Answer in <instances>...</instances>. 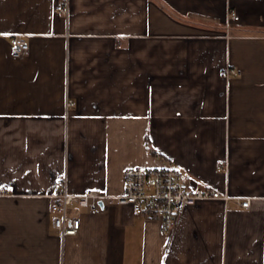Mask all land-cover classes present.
Segmentation results:
<instances>
[{"label":"crops","instance_id":"obj_1","mask_svg":"<svg viewBox=\"0 0 264 264\" xmlns=\"http://www.w3.org/2000/svg\"><path fill=\"white\" fill-rule=\"evenodd\" d=\"M61 1L0 0V264H264V0ZM163 163L251 206L200 199L168 231L108 202L52 226L65 183L117 194Z\"/></svg>","mask_w":264,"mask_h":264},{"label":"built area","instance_id":"obj_2","mask_svg":"<svg viewBox=\"0 0 264 264\" xmlns=\"http://www.w3.org/2000/svg\"><path fill=\"white\" fill-rule=\"evenodd\" d=\"M56 8L60 12L68 13V0H62ZM238 17L233 10L228 13V21ZM11 43L13 53L17 56L26 54L30 49V44L22 33L14 34ZM231 71L229 65L224 68L226 76ZM220 163L223 164L224 161ZM204 198H221L238 206H251V197H233L228 191L214 185L192 186L186 172L171 163L155 166L130 165L125 171L123 191L117 194L97 188L74 192L65 183L52 203L51 210L54 215L51 224L62 237L75 234L81 223L80 217L73 214L75 207L98 210L108 202H116L131 205L138 214L160 219L164 230L169 231L175 226L178 215L188 205Z\"/></svg>","mask_w":264,"mask_h":264}]
</instances>
